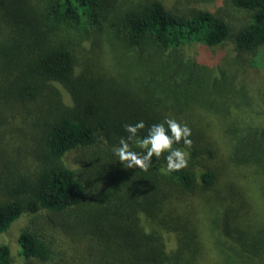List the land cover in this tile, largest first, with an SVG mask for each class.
Instances as JSON below:
<instances>
[{
    "label": "trees",
    "instance_id": "1",
    "mask_svg": "<svg viewBox=\"0 0 264 264\" xmlns=\"http://www.w3.org/2000/svg\"><path fill=\"white\" fill-rule=\"evenodd\" d=\"M167 1L0 0V264H264V0ZM166 118L188 166L122 165Z\"/></svg>",
    "mask_w": 264,
    "mask_h": 264
},
{
    "label": "clouds",
    "instance_id": "2",
    "mask_svg": "<svg viewBox=\"0 0 264 264\" xmlns=\"http://www.w3.org/2000/svg\"><path fill=\"white\" fill-rule=\"evenodd\" d=\"M124 128L128 136L120 138L114 154L126 168L147 172L152 166L153 157L159 159L165 153H168L165 156L167 172H179L188 166L189 153L173 147L174 144L182 142L184 149L191 148L192 141L189 139L191 129L187 124L180 123L174 118H166L162 123L151 125L148 134L143 138L138 136V132L145 128L143 121L126 124ZM130 142L142 151L132 150Z\"/></svg>",
    "mask_w": 264,
    "mask_h": 264
},
{
    "label": "rangeland",
    "instance_id": "3",
    "mask_svg": "<svg viewBox=\"0 0 264 264\" xmlns=\"http://www.w3.org/2000/svg\"><path fill=\"white\" fill-rule=\"evenodd\" d=\"M169 4H174V0H168L167 1ZM214 3H209V4H198L197 7H208V8H213L214 7ZM224 50V53H227L231 50H229L231 48V45H229L228 43H226L223 47H221ZM221 50V49H220ZM252 63L254 65L251 64V67L247 69V73L246 76L250 79H257V83H255V80L253 83H251L252 85H260L261 81L264 82V47L260 48V50L258 51L257 55L254 57ZM66 97V96H65ZM26 217H20L19 219L15 220L12 222V224L9 226V228L3 232L2 234H0V242H5L7 243L10 248H11V253L15 259V261H19V257H18V247H17V243H16V235L19 232L23 220L25 221Z\"/></svg>",
    "mask_w": 264,
    "mask_h": 264
}]
</instances>
